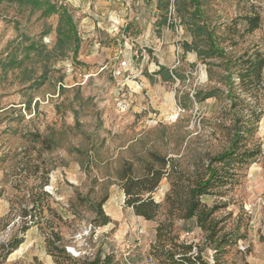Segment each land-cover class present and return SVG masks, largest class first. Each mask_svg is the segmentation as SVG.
Returning a JSON list of instances; mask_svg holds the SVG:
<instances>
[{"label":"rangeland","instance_id":"obj_1","mask_svg":"<svg viewBox=\"0 0 264 264\" xmlns=\"http://www.w3.org/2000/svg\"><path fill=\"white\" fill-rule=\"evenodd\" d=\"M197 1L0 0V264H56L52 233L76 252L111 247L121 264V254L159 264L155 230L168 222L212 263L204 232L170 217L166 199L204 176L252 111L262 118L246 144L264 150V68L244 93L237 63L264 58V0ZM212 42L222 53L197 56ZM152 154L166 166L146 221L125 206L123 178L159 170ZM217 191L202 203L246 236L221 264H264V161ZM13 239L22 243L5 257Z\"/></svg>","mask_w":264,"mask_h":264},{"label":"trees","instance_id":"obj_2","mask_svg":"<svg viewBox=\"0 0 264 264\" xmlns=\"http://www.w3.org/2000/svg\"><path fill=\"white\" fill-rule=\"evenodd\" d=\"M196 7L198 1L193 0ZM197 9V8H196ZM67 21L69 19L67 18ZM248 25L250 26L249 32L257 29V19H250ZM189 50L190 46L185 45ZM207 52L201 51L196 48L197 56H204L205 53L211 52L222 53L221 50L213 42L209 44L206 49ZM242 56L239 58L241 67H244L238 73L239 86L242 87L244 93H249L254 87H257L261 81V74L264 68V58L259 52H253L250 56ZM236 64V63H235ZM226 71L229 66L226 63ZM230 79V76L227 77ZM262 118L261 112L252 111L249 118L244 122L242 120V128L236 129L230 148L208 159L205 174L203 177L192 181L187 185L184 190L179 193L172 191L171 195L166 199L168 205V215L170 217L189 221L194 219L196 227L200 228L205 236V244L213 250V257L211 264H221L220 257L226 254L228 249L234 246L239 240L245 239V232L241 234V226L236 225L228 231H224L222 223L225 219L216 218L214 216L218 207L213 205L211 207L202 203V198L208 195H216L220 192L219 188L229 185L240 168H248L252 163L259 159L264 161V150L260 144L253 143L247 146V142L252 137L253 126ZM242 129V130H241ZM242 143V152L239 147ZM154 161L160 164V169L154 170L148 168L142 178L134 179L130 175L123 178V192L125 195L124 204L126 207L131 208L134 215L142 217L146 221H152L156 218L159 210V205L152 199V194L155 192L159 182L164 178L162 169H165L166 162L164 158L152 154ZM174 196V198H173ZM106 199H102L97 204L98 211L102 215V225L109 222L108 217L103 216L101 212L102 205ZM25 216H27L25 214ZM248 224L242 225L246 229ZM171 222L160 223L156 227V240L157 243L152 247V255L159 262V264H209L201 258L202 250L193 244H186L178 242L176 236H171ZM26 228H22V233ZM61 238L58 234H51V240L47 241L49 253L54 257L55 263L59 264L58 260L61 259L67 264H121L119 259L114 256L113 251L104 250L99 248L91 256H83L74 258L68 254L63 246H56L60 243ZM22 243V239H13L9 244L5 257L11 254ZM196 252L193 255V249Z\"/></svg>","mask_w":264,"mask_h":264},{"label":"built area","instance_id":"obj_3","mask_svg":"<svg viewBox=\"0 0 264 264\" xmlns=\"http://www.w3.org/2000/svg\"><path fill=\"white\" fill-rule=\"evenodd\" d=\"M76 240L82 242V241L84 240V236H82V235H78V236L76 237ZM65 250H66V252H67L68 254H70V255H71L72 257H74V258H80V257H83V256H91V255L94 254L93 251H77V252H76L73 248L68 247V246L65 247ZM126 256H127V254H124V255H123L124 263H126V264H130V263L127 262V260H126ZM146 262H147V263H151V259H150V258L146 259Z\"/></svg>","mask_w":264,"mask_h":264},{"label":"crops","instance_id":"obj_4","mask_svg":"<svg viewBox=\"0 0 264 264\" xmlns=\"http://www.w3.org/2000/svg\"><path fill=\"white\" fill-rule=\"evenodd\" d=\"M188 234H189V233H187V232L185 233V235H188ZM150 243H152V242L150 241ZM110 249H112V248L110 247V248H107L106 250H110ZM123 255H124V254H121V258H122V260H123ZM132 256H133V255H132ZM142 258H143V260L145 261V259H146L145 255H144ZM137 259H139V256L134 255V256H133V261H134V262H137ZM139 261L141 262V264H145L144 261H141V260H139ZM136 264H139V263H136Z\"/></svg>","mask_w":264,"mask_h":264}]
</instances>
